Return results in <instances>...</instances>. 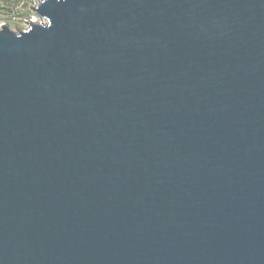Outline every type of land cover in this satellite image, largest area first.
Instances as JSON below:
<instances>
[{
  "label": "water",
  "instance_id": "obj_1",
  "mask_svg": "<svg viewBox=\"0 0 264 264\" xmlns=\"http://www.w3.org/2000/svg\"><path fill=\"white\" fill-rule=\"evenodd\" d=\"M0 25V264H264V0H39Z\"/></svg>",
  "mask_w": 264,
  "mask_h": 264
},
{
  "label": "trees",
  "instance_id": "obj_2",
  "mask_svg": "<svg viewBox=\"0 0 264 264\" xmlns=\"http://www.w3.org/2000/svg\"><path fill=\"white\" fill-rule=\"evenodd\" d=\"M34 4L35 0H0V21L3 20L9 25L15 23L18 26L19 22L32 18L31 9Z\"/></svg>",
  "mask_w": 264,
  "mask_h": 264
},
{
  "label": "rangeland",
  "instance_id": "obj_3",
  "mask_svg": "<svg viewBox=\"0 0 264 264\" xmlns=\"http://www.w3.org/2000/svg\"><path fill=\"white\" fill-rule=\"evenodd\" d=\"M37 1H39V0H35V3L37 2ZM35 16V15H34ZM36 17V16H35ZM2 24H7L6 22H4L3 20H1L0 21V25H2ZM9 25V24H8ZM15 23H10V28L12 29V30H16V28L17 29H22V28H24L25 26H24V22H19L18 23V26L16 25ZM16 27V28H15Z\"/></svg>",
  "mask_w": 264,
  "mask_h": 264
},
{
  "label": "built area",
  "instance_id": "obj_4",
  "mask_svg": "<svg viewBox=\"0 0 264 264\" xmlns=\"http://www.w3.org/2000/svg\"><path fill=\"white\" fill-rule=\"evenodd\" d=\"M37 22H39V19L33 15L30 20L24 22V26H25L24 28H27L28 24L30 23H37Z\"/></svg>",
  "mask_w": 264,
  "mask_h": 264
}]
</instances>
